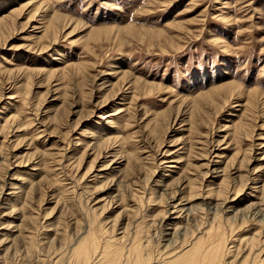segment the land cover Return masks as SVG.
Listing matches in <instances>:
<instances>
[{
	"label": "rangeland",
	"instance_id": "obj_1",
	"mask_svg": "<svg viewBox=\"0 0 264 264\" xmlns=\"http://www.w3.org/2000/svg\"><path fill=\"white\" fill-rule=\"evenodd\" d=\"M15 12L0 38V264H78L91 222L125 251L145 226L151 262L225 232L218 264H264V0H0L2 23ZM55 13L73 20L52 37ZM175 180L201 192L186 210Z\"/></svg>",
	"mask_w": 264,
	"mask_h": 264
},
{
	"label": "bare ground",
	"instance_id": "obj_2",
	"mask_svg": "<svg viewBox=\"0 0 264 264\" xmlns=\"http://www.w3.org/2000/svg\"><path fill=\"white\" fill-rule=\"evenodd\" d=\"M42 4H43V2H39L37 5L38 6H42ZM28 5V4H27ZM47 5V4H46ZM37 8H39V7H37ZM43 8V7H42ZM33 9V8H32ZM41 9V8H40ZM38 11V10H37ZM40 12V11H39ZM44 12V11H43ZM16 13V12H15ZM34 11H33V13H31L30 15V17L32 18V16H33V18H34ZM38 14V13H37ZM49 14V13H48ZM19 15H20V12H17L16 13V15H15V19L13 20V19H9V21L7 22V23H2V21H3V19H0V38H3V37H6L7 35H9L10 34V32L14 29V27H15V24H16V22H17V20L19 19L18 17H19ZM51 15H48V17L47 16H45L44 18L45 19H47V18H49ZM12 17V16H11ZM5 18H7V16L5 17ZM9 18H10V16H9ZM30 18V19H31ZM52 18V17H51ZM50 19V18H49ZM49 19H47V21L49 20ZM7 20V19H6ZM42 20V19H41ZM57 25H55L54 24V22H52V24H54V25H50V27H49V30H48V35H50V36H54L55 34H58V29L60 28V23H63V22H66V25H68L73 19H71V18H69V17H67V16H64L63 14H58V13H55L54 14V16H53V19H52ZM43 21V20H42ZM59 21H61V22H59ZM18 23V22H17ZM49 24V23H48ZM48 24H47V26H48ZM44 25H45V23H44ZM63 27V26H62ZM56 28H57V30H56ZM46 30V29H45ZM41 31H43V30H41ZM60 31H61V29H60ZM44 36V35H43ZM47 37V36H46ZM8 38V37H7ZM46 70V69H45ZM50 73V72H49ZM127 73V72H126ZM124 74V73H123ZM52 75V74H51ZM51 75H49V76H51ZM61 75V74H60ZM48 77V76H47ZM122 77V76H121ZM125 77V76H124ZM123 80H124V78H123ZM134 80V79H133ZM126 81V80H125ZM134 82V81H133ZM145 85H147V82H146V84ZM228 85V84H227ZM119 86V85H118ZM147 87V86H146ZM221 87V86H220ZM214 91V90H213ZM228 94V93H227ZM234 94V93H233ZM226 95V94H225ZM128 96V95H127ZM209 96V95H208ZM215 99V98H214ZM200 100V99H199ZM211 101V100H210ZM226 101V100H225ZM206 103V102H205ZM252 106V105H251ZM121 111V110H120ZM264 113V112H263ZM161 115V114H160ZM165 115V114H164ZM3 116V115H2ZM161 118V117H160ZM197 118V117H196ZM12 119V118H11ZM166 119V118H165ZM152 121V120H151ZM162 121H164V120H162ZM160 122H161V120H160ZM156 123H158V121L156 122ZM155 123V124H156ZM19 124V123H18ZM4 125H5V123H4ZM2 126V125H1ZM162 126H163V124H162ZM242 130H244L245 132H246V130H247V132H246V136L247 135H249V133H248V129H247V125L245 124V123H243L242 124ZM18 128V127H17ZM2 129V128H1ZM31 129V128H30ZM241 129V128H240ZM14 130H15V128H14ZM45 130V129H44ZM155 130V129H154ZM40 131V130H39ZM243 131V132H244ZM2 132V131H1ZM13 132V131H12ZM18 132V131H17ZM244 132V133H245ZM6 133H7V131H6ZM241 133V132H240ZM3 134V133H2ZM9 134V133H8ZM45 136V135H44ZM7 139V138H6ZM107 139V138H106ZM109 140V139H108ZM108 140H104V141H101V143L100 144H98L97 146L99 147V148H101V145L102 144H105V143H107V141ZM115 140V139H114ZM113 141V140H112ZM20 143H22V141H19L17 144H16V147L20 144ZM262 146H263V144H262ZM34 153V152H33ZM204 155H206V154H208V152H205L204 151ZM33 155H36V153H34ZM33 155H30V158L33 156ZM140 157V156H139ZM137 158V157H136ZM81 159H82V157L79 159V161H78V164H80V161H81ZM130 162H131V160H130ZM37 163V162H36ZM93 166V165H92ZM128 167V168H127ZM127 169L126 170H134L133 169V164H131V163H129L128 165H127ZM187 168V167H186ZM40 170V169H39ZM88 170V169H87ZM36 171H38V169L36 170ZM153 171V170H152ZM167 170H165L164 171V173H163V175H166V174H168L167 172H166ZM39 172V171H38ZM100 172V171H99ZM130 172V171H129ZM128 172V173H129ZM183 172H187V171H183ZM182 173V172H181ZM180 173V174H181ZM188 174V173H187ZM150 175H151V173L150 172H147V174H146V177L149 179V178H151L150 177ZM154 175V174H153ZM172 176V175H171ZM178 176V175H177ZM194 176H196V175H194ZM207 176V175H206ZM212 176V175H211ZM126 177V176H125ZM184 177H185V175H184ZM199 177V176H198ZM197 177V178H198ZM228 177V176H227ZM163 178V177H162ZM177 178H179V177H177ZM187 178V177H186ZM196 178V177H195ZM196 178V179H197ZM148 179H146V180H148ZM181 179V178H180ZM229 178H227V179H223V181H222V185H221V187H217V188H213L212 189V191H214L215 193H216V195L217 196H219V197H222L223 196V194H225V192H226V189L228 188V186H229V184H228V182H227V180H228ZM109 180V179H108ZM186 180V179H185ZM192 180V179H191ZM161 181V180H160ZM180 180H175V181H173L171 184H169V186L168 187H170L171 186V188H173V187H175V186H179L180 187ZM188 182V181H187ZM193 182H194V180H193ZM200 182V181H199ZM37 183V182H36ZM35 183V184H36ZM191 184H189V185H192L193 183L192 182H190ZM40 184V183H39ZM175 184V185H174ZM186 185H187V183H185ZM184 184V185H185ZM37 185V184H36ZM130 185V184H129ZM186 185L184 186V187H180L179 188V190H176V191H170V193L172 194V195H174L175 194V192H178V195H179V197H177L178 198V201H176V202H174L173 204L174 205H176V206H174V207H176V208H178L179 207V209L180 210H186L187 209V203H186V200L188 199V198H193V197H195V196H198V194H201V192H199L198 191V185H193V186H190L189 188H186ZM204 185V184H203ZM263 185V184H262ZM163 186V185H162ZM24 187V186H23ZM97 187V186H96ZM123 187V186H122ZM22 188V187H21ZM38 188V187H37ZM36 188V189H37ZM23 189V188H22ZM166 189V188H165ZM170 189V188H169ZM203 189V188H202ZM24 190V189H23ZM28 191V190H27ZM33 191V190H32ZM34 191H36V190H34ZM240 191V190H239ZM203 192V191H202ZM32 193H34V192H32ZM28 194H29V192H28ZM121 194V193H120ZM169 193H168V191H163V193L161 194V195H159V197L160 198H162L161 200H163V198H165L167 195H168ZM118 195V194H117ZM177 195V196H178ZM226 195V194H225ZM114 197V196H113ZM120 197H121V195H120ZM175 197V196H174ZM110 198V197H109ZM112 198V197H111ZM261 199V198H260ZM259 199V200H260ZM264 199V198H263ZM116 200V199H115ZM154 200V199H153ZM158 200V199H157ZM206 200V199H205ZM117 201V200H116ZM155 201V200H154ZM153 201V202H154ZM159 201V200H158ZM234 201V200H233ZM262 201V200H261ZM113 202V201H112ZM111 202V203H112ZM162 202V201H161ZM165 202V201H164ZM223 202L225 203V200H223ZM202 203V202H201ZM168 204V203H167ZM171 204V203H170ZM183 204V205H182ZM219 204H220V202H219ZM206 205H207V202H206ZM218 205V204H217ZM226 205V204H225ZM224 205V206H225ZM255 205V204H254ZM173 206V205H172ZM178 206V207H177ZM208 206V205H207ZM173 207V208H174ZM254 207L255 206H252L251 208H252V210L254 209ZM263 207V206H262ZM102 208V209H101ZM165 208V207H164ZM190 208V207H189ZM192 208V207H191ZM208 208V207H207ZM224 208V207H223ZM106 209V206L104 205V206H101V207H99V210H102V211H104ZM166 209V208H165ZM175 209V208H174ZM196 209V208H195ZM212 209H214V208H212ZM258 209V208H257ZM189 210H192V209H189ZM206 210H208V209H206ZM214 210H216V209H214ZM219 210V209H218ZM140 211V210H139ZM167 211H168V209H167ZM193 211V210H192ZM172 212V211H171ZM197 212V211H196ZM253 212V211H252ZM103 213V212H102ZM101 214V213H100ZM183 214V213H182ZM200 214V213H199ZM259 213L257 212H255V216L256 217H258L259 215H258ZM205 215V214H204ZM220 215V214H219ZM258 215V216H257ZM118 216V215H117ZM120 216V215H119ZM162 216V215H161ZM165 216H167V213H166V215ZM164 216V217H165ZM170 216V215H169ZM183 216V215H182ZM201 216V215H200ZM148 217V216H147ZM164 217H162V218H164ZM172 217V216H171ZM180 217V216H179ZM262 217V216H261ZM161 218V219H162ZM166 218V217H165ZM199 218H201V217H199ZM260 218V217H259ZM157 219V218H156ZM167 219V218H166ZM165 219V220H166ZM190 219V218H189ZM196 219V218H195ZM194 219V220H195ZM202 220H203V218H201ZM221 219V218H220ZM120 220V219H119ZM197 220V219H196ZM210 220V219H209ZM176 221H178V220H176ZM215 221V220H214ZM162 222V221H161ZM210 222V221H209ZM187 223V222H186ZM192 223V222H191ZM166 224V223H165ZM202 224V223H201ZM90 228H89V232L88 233H86L83 237H81L79 240H78V242H76V245H75V247H74V249H73V255H74V257L76 258V261H77V263L78 264H81L82 262L84 263V264H91V262L93 261V260H95V258H99V260L97 259V261H95V262H97L98 264H148L149 262H151L150 261V259H151V256H150V254H148V256L147 255H145V253L143 252V248H144V246L145 245H143L142 244V240H144L145 241V238H148V228H145V226H140V229H139V231H137V233H135L133 230V232L135 233V237H134V240L133 241H131L132 243H131V245L129 246L130 248H129V250L128 251H125V249H123L122 248V245H120L118 242H112L111 240H106L105 241V243L104 244H102V242H101V239H100V236H98V234H97V232H93V231H97V230H95V226H94V224L91 222L90 223ZM146 225V224H145ZM158 225V224H157ZM164 225V224H163ZM188 225V224H187ZM148 226V225H147ZM159 226H160V222H159ZM166 226V225H165ZM170 226V225H169ZM168 226V227H169ZM173 226V225H172ZM192 226V225H191ZM201 226V225H200ZM134 227V226H133ZM163 227V226H162ZM180 227V226H179ZM213 227V226H212ZM167 228V227H166ZM205 228V227H204ZM203 228V229H204ZM207 228V227H206ZM221 228V227H220ZM163 229V228H162ZM165 229V228H164ZM171 229V228H170ZM186 229H187V227H186ZM202 229V230H203ZM213 229V228H212ZM125 230V229H124ZM172 230H173V228H172ZM175 230V229H174ZM169 231V230H168ZM179 231V230H178ZM187 231V230H186ZM185 231V232H186ZM192 231V230H191ZM204 231V230H203ZM206 231V230H205ZM163 232V231H162ZM165 232V231H164ZM175 232V231H174ZM169 233H170V231H169ZM168 233V234H169ZM172 233H173V231H172ZM177 233V232H176ZM199 233V232H198ZM197 233V234H198ZM202 233V232H201ZM223 233H225V232H223ZM223 233H221V235L220 236H217V237H213L212 235L213 234H211V233H209L208 234V236H209V238H208V241H207V243L206 242H204V240H203V238L201 237V238H195V240L193 239V240H191V241H189V244H187L188 246L187 247H185L183 250H180V251H176V252H174L173 254H171V255H168L167 257H165V258H162V259H160V260H158V261H156V262H151V263H149V264H196V261H197V258H196V252L198 251V253L199 252H201V253H204V251H208V250H211L212 252L211 253H209V254H207V258H208V260L205 262L204 260H203V262H205V263H202L201 262V264H210L211 262H214L213 264H218V263H220V261L222 260L221 259V257H220V251H221V253H222V250H220L221 249V247H224V241H226V238H224V234ZM122 234V233H121ZM164 234V233H163ZM175 234V233H174ZM191 234H193V232L191 233ZM196 234V233H195ZM217 234V233H216ZM134 235V234H133ZM160 235V234H159ZM166 235V234H165ZM176 235V234H175ZM204 235V234H203ZM153 236V235H152ZM171 236V235H170ZM173 236V235H172ZM177 237L179 236V235H176ZM190 236V235H189ZM198 236V235H197ZM122 237V236H121ZM154 237V236H153ZM162 237V236H161ZM160 237V238H161ZM183 237H185V236H183ZM196 237V236H195ZM132 238H133V236H132ZM163 238V237H162ZM173 238V237H172ZM179 238V237H178ZM190 238V237H189ZM125 239V238H124ZM165 239V238H164ZM163 239V240H164ZM170 239V238H169ZM206 239V238H205ZM225 239V240H224ZM131 240V239H130ZM148 240H149V238H148ZM167 240H168V238H167ZM147 241V240H146ZM153 241V240H152ZM170 242H171V240H169ZM186 241V240H185ZM170 242H169V244H170ZM173 243V242H172ZM99 244H100V246H99ZM148 244V243H147ZM146 244V245H147ZM168 244V243H167ZM208 245V246H210L211 248L209 249H207V248H205V245ZM173 245H175V243H173ZM123 246H125L124 244H123ZM225 246H226V243H225ZM99 247L100 248H102V250H101V252L100 253H98L97 252V254L94 256L93 255V253L95 252V251H97L98 249H99ZM126 247H128V244H127V246ZM170 247H171V244H170ZM224 249V248H223ZM126 250H127V248H126ZM147 252H149V251H147ZM96 253V252H95ZM94 253V254H95ZM169 253V252H168ZM172 253V252H171ZM166 255H167V253H166ZM201 255V254H200ZM93 256H94V258H93ZM203 256V255H202ZM255 256V255H254ZM158 257H160V256H158ZM200 257V256H199ZM92 258H93V260H92ZM201 258V257H200ZM206 258V259H207ZM225 258V257H224ZM157 259V258H156ZM155 259V260H156ZM227 259V258H226ZM255 259V258H254ZM224 262H225V260H223ZM223 262V263H224ZM227 263V262H226ZM245 263V262H244ZM260 263V262H259ZM198 264V263H197ZM212 264V263H211ZM228 264V263H227ZM238 264V263H237ZM248 264V263H247ZM261 264V263H260Z\"/></svg>",
	"mask_w": 264,
	"mask_h": 264
}]
</instances>
